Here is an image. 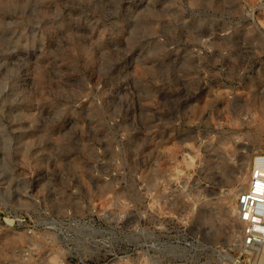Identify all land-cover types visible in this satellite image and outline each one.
Instances as JSON below:
<instances>
[{
	"label": "rangeland",
	"instance_id": "obj_1",
	"mask_svg": "<svg viewBox=\"0 0 264 264\" xmlns=\"http://www.w3.org/2000/svg\"><path fill=\"white\" fill-rule=\"evenodd\" d=\"M264 152V0H0V264H232Z\"/></svg>",
	"mask_w": 264,
	"mask_h": 264
},
{
	"label": "built area",
	"instance_id": "obj_2",
	"mask_svg": "<svg viewBox=\"0 0 264 264\" xmlns=\"http://www.w3.org/2000/svg\"><path fill=\"white\" fill-rule=\"evenodd\" d=\"M236 218L240 241L232 264H264V152L251 160L245 186L236 197Z\"/></svg>",
	"mask_w": 264,
	"mask_h": 264
},
{
	"label": "bare ground",
	"instance_id": "obj_3",
	"mask_svg": "<svg viewBox=\"0 0 264 264\" xmlns=\"http://www.w3.org/2000/svg\"><path fill=\"white\" fill-rule=\"evenodd\" d=\"M55 264H61V262L60 263H55Z\"/></svg>",
	"mask_w": 264,
	"mask_h": 264
}]
</instances>
